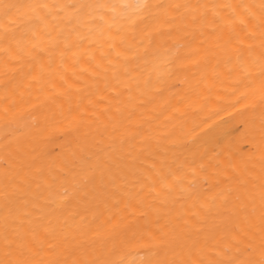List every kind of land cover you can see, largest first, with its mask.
Returning <instances> with one entry per match:
<instances>
[{"label": "bare ground", "instance_id": "1", "mask_svg": "<svg viewBox=\"0 0 264 264\" xmlns=\"http://www.w3.org/2000/svg\"><path fill=\"white\" fill-rule=\"evenodd\" d=\"M0 264H264V0H0Z\"/></svg>", "mask_w": 264, "mask_h": 264}, {"label": "snow or ice", "instance_id": "2", "mask_svg": "<svg viewBox=\"0 0 264 264\" xmlns=\"http://www.w3.org/2000/svg\"><path fill=\"white\" fill-rule=\"evenodd\" d=\"M20 7H24L23 5H21ZM29 7H31L33 10L37 9V8H43L46 7V5L44 4H37V5H30ZM7 15V13H6Z\"/></svg>", "mask_w": 264, "mask_h": 264}]
</instances>
